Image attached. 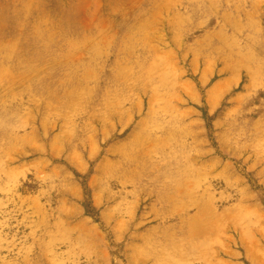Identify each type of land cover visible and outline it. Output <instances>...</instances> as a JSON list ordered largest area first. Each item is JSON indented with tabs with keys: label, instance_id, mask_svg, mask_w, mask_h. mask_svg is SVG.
I'll list each match as a JSON object with an SVG mask.
<instances>
[{
	"label": "rangeland",
	"instance_id": "rangeland-1",
	"mask_svg": "<svg viewBox=\"0 0 264 264\" xmlns=\"http://www.w3.org/2000/svg\"><path fill=\"white\" fill-rule=\"evenodd\" d=\"M0 264H264V0H0Z\"/></svg>",
	"mask_w": 264,
	"mask_h": 264
},
{
	"label": "bare ground",
	"instance_id": "bare-ground-1",
	"mask_svg": "<svg viewBox=\"0 0 264 264\" xmlns=\"http://www.w3.org/2000/svg\"><path fill=\"white\" fill-rule=\"evenodd\" d=\"M219 85V84H218ZM220 86V85H219ZM217 87V85L214 87V91L213 90H211V91H213V93H215V91H217V90H215V88ZM220 88V87H219ZM217 89V88H216ZM219 90V89H218ZM210 91V92H211ZM212 93V92H211ZM215 96H216V94H214ZM213 95H211L210 97H212ZM211 99V98H210ZM215 99V98H214ZM91 139V138H90Z\"/></svg>",
	"mask_w": 264,
	"mask_h": 264
},
{
	"label": "crops",
	"instance_id": "crops-1",
	"mask_svg": "<svg viewBox=\"0 0 264 264\" xmlns=\"http://www.w3.org/2000/svg\"><path fill=\"white\" fill-rule=\"evenodd\" d=\"M10 141H11V142H14V140H13V139H11Z\"/></svg>",
	"mask_w": 264,
	"mask_h": 264
}]
</instances>
